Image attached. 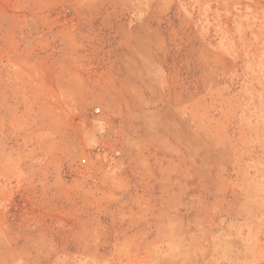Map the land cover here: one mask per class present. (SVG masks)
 Here are the masks:
<instances>
[{
    "label": "rangeland",
    "instance_id": "obj_1",
    "mask_svg": "<svg viewBox=\"0 0 264 264\" xmlns=\"http://www.w3.org/2000/svg\"><path fill=\"white\" fill-rule=\"evenodd\" d=\"M0 264H264V0H0Z\"/></svg>",
    "mask_w": 264,
    "mask_h": 264
},
{
    "label": "built area",
    "instance_id": "obj_2",
    "mask_svg": "<svg viewBox=\"0 0 264 264\" xmlns=\"http://www.w3.org/2000/svg\"><path fill=\"white\" fill-rule=\"evenodd\" d=\"M96 112L99 113L100 110H97ZM82 162H83V164H85L86 163V160H82Z\"/></svg>",
    "mask_w": 264,
    "mask_h": 264
}]
</instances>
